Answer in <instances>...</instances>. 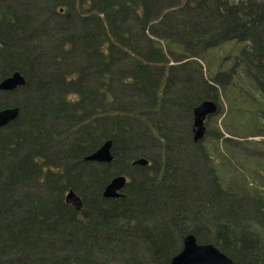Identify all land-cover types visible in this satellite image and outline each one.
I'll use <instances>...</instances> for the list:
<instances>
[{"label":"trees","instance_id":"1","mask_svg":"<svg viewBox=\"0 0 264 264\" xmlns=\"http://www.w3.org/2000/svg\"><path fill=\"white\" fill-rule=\"evenodd\" d=\"M32 3L0 0V23L24 8L27 21L38 15ZM47 11L101 31L78 46L35 39L17 50L25 66L4 72L0 37V80H26L0 92V110L19 108L0 130V264H169L187 235L235 264H261L264 0H77ZM203 100L217 112L194 142ZM108 140L110 163L83 160ZM139 158L148 165L131 164ZM117 176L122 197L104 199Z\"/></svg>","mask_w":264,"mask_h":264},{"label":"water","instance_id":"2","mask_svg":"<svg viewBox=\"0 0 264 264\" xmlns=\"http://www.w3.org/2000/svg\"><path fill=\"white\" fill-rule=\"evenodd\" d=\"M26 80L19 71L11 72L7 77L0 80V92H11L25 85ZM217 112L216 103L212 100L199 102L192 110L191 133L194 142L203 140L205 134L204 122L209 116ZM19 114V108H5L0 110V130L15 121ZM111 141H106L91 154L84 157V161L108 164L112 160L110 153ZM133 166L144 168L148 165L147 160L139 158L132 162ZM126 184L124 176H117L109 181L102 191L104 199H118L122 197V189ZM64 201L70 205L75 212H80L82 203L80 198L69 190ZM169 264H235L224 254L211 245L197 244L192 235H187L182 242V250L174 256ZM264 264V260L261 262Z\"/></svg>","mask_w":264,"mask_h":264},{"label":"rangeland","instance_id":"3","mask_svg":"<svg viewBox=\"0 0 264 264\" xmlns=\"http://www.w3.org/2000/svg\"><path fill=\"white\" fill-rule=\"evenodd\" d=\"M76 1L77 0H34V3L32 4H36V6L41 9V11L38 15L36 13H32L30 18H33H29L28 21L26 18V16L29 15L28 8H24L21 12L22 16H18L16 19L13 17L12 13H5V17L8 21L5 22L2 20V24L0 26V37L4 46L3 56L8 62H5L2 72L8 69V63H10L11 66L16 64L25 66L24 64H26V61L20 54V51L19 54L17 53V50L34 41L35 39L39 40L41 38V42L53 40L61 35H68L72 36V38L76 40V45L78 46L82 41L92 39L94 34L100 32L101 30L96 24H91L90 22L84 21L82 16L72 17L73 20L71 21H63L61 16V21H56L55 16L47 11V8L50 7L53 2H64L69 7H73L76 5ZM18 7H20V5H15L14 8L11 7V10L17 11L15 8ZM56 9H58V13L60 14H62L65 10L63 6H57ZM56 27L61 28L56 30ZM68 65L69 64H67L66 67ZM253 140L256 141L258 139L255 138ZM57 143V141L51 143V149L49 151H52ZM54 153L57 154L52 155V158L50 159L51 162H53L57 156L61 158L63 154H65V151H58ZM76 154L79 156L81 153L76 152ZM42 156L49 157L45 154Z\"/></svg>","mask_w":264,"mask_h":264},{"label":"flooded vegetation","instance_id":"4","mask_svg":"<svg viewBox=\"0 0 264 264\" xmlns=\"http://www.w3.org/2000/svg\"><path fill=\"white\" fill-rule=\"evenodd\" d=\"M0 26H1V23H0ZM132 164V163H131ZM111 200H116V199H111ZM183 242V241H182Z\"/></svg>","mask_w":264,"mask_h":264}]
</instances>
